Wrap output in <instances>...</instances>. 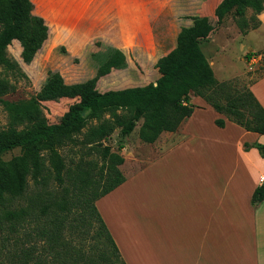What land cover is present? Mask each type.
I'll list each match as a JSON object with an SVG mask.
<instances>
[{"label": "crops", "instance_id": "1", "mask_svg": "<svg viewBox=\"0 0 264 264\" xmlns=\"http://www.w3.org/2000/svg\"><path fill=\"white\" fill-rule=\"evenodd\" d=\"M220 1L62 0L51 12L43 10L45 2L39 6L32 0L34 13L49 27L44 44L52 38L73 54L83 55L96 40L106 44L95 52L105 59L116 51L125 62L160 59L177 46L181 29L199 16L198 37L212 67L216 53L245 39L254 46L243 58L247 67L257 66L264 50V10L257 15L259 27L246 33L236 29L228 37L234 18L229 15L218 24ZM252 13L248 8L247 14ZM220 35L223 42H218ZM121 70L112 67L108 74ZM159 77L160 68L147 84L114 90L145 88ZM252 79L249 88L264 107V73ZM191 102L194 112L180 128L163 132L154 142L155 156L135 172L122 164L126 180L95 204L126 264H264V200L252 203L255 189L264 183V156L253 145L264 144V133L245 129L201 96L192 94ZM219 118L225 119L224 127L216 124ZM103 199L108 206L99 204Z\"/></svg>", "mask_w": 264, "mask_h": 264}, {"label": "trees", "instance_id": "2", "mask_svg": "<svg viewBox=\"0 0 264 264\" xmlns=\"http://www.w3.org/2000/svg\"><path fill=\"white\" fill-rule=\"evenodd\" d=\"M20 3L22 19L0 28V66L18 77L28 79L17 60L8 54V43L12 35L34 38L38 46L49 36V27L43 17L34 13L32 0H0V23L8 21L16 13ZM248 8L253 13L247 17ZM264 10V0H221L215 8L218 24L232 15L242 33L260 26L257 15ZM194 24L183 27L178 35L177 46L169 51L160 63L161 77L156 83L145 88L111 90L105 93H89L76 107L72 108V119L50 125L44 112L42 100H59L85 95L97 85V77L79 87L61 89L52 87L44 97L32 96L29 99L8 100L4 95L15 91L16 86L6 76H0V104L6 110L9 123L0 129V156L15 148L21 153L8 160L0 159V219L9 222L16 234L14 254L19 264H48L41 241L46 242L52 252V264H67V257L75 255L73 264H92L84 249L88 241V231L76 249L71 252L72 241L66 231L78 228L81 224L93 226L97 223L96 234L104 239L116 257L118 264H126L121 257L110 230L100 214L95 199L112 191L126 180L120 166L125 162L120 152L105 142L117 128L122 135H129L142 120L138 134L141 141L154 143L163 132H176L184 120L192 115L196 105L191 95L201 96L216 111L225 114L247 130L264 133V107L249 89H239L232 81H220L202 50V39L198 31L203 17L193 18ZM252 21L254 23L252 24ZM264 58V50L262 52ZM258 53V54H260ZM251 57V55H247ZM125 55L111 53L103 64L100 74H107L112 67H124ZM216 124L225 126V119H216ZM81 145L99 156L108 154L105 178L98 189L90 192L91 181L97 162L91 170L83 169L76 173L73 192L80 197H23L29 180L45 185L49 180L65 182L66 163L60 153L65 145ZM251 145L245 144L246 148ZM256 146L264 156V144ZM90 165V164H89ZM79 180V181H78ZM65 192H68L65 189ZM264 200V183L253 195L252 203L257 205ZM77 206L79 212L73 210ZM53 217L46 227V218ZM78 222V223H77ZM34 223L35 232L28 231ZM80 229H78L79 233ZM34 236L32 245L26 246L22 236ZM45 240V241H44ZM42 242V243H43ZM74 248V247H73Z\"/></svg>", "mask_w": 264, "mask_h": 264}, {"label": "rangeland", "instance_id": "3", "mask_svg": "<svg viewBox=\"0 0 264 264\" xmlns=\"http://www.w3.org/2000/svg\"><path fill=\"white\" fill-rule=\"evenodd\" d=\"M40 6L45 2L43 10H50L56 12L55 9L58 6H62V0H36ZM55 3V4H54ZM20 3L16 4V13L6 22L0 23V28L9 26L14 21L21 20L22 14L20 10ZM38 9V8H37ZM41 7L38 9L41 11ZM48 10V11H49ZM252 14H247L250 18ZM254 21H252V24ZM236 27V28H235ZM239 29L235 20L229 21L226 33L228 37L234 36ZM241 32V31H240ZM220 33V32H219ZM222 34V32L220 33ZM218 35V34H217ZM218 42H223V37L220 35ZM215 44V43H214ZM254 43L245 39L242 43L234 41L226 51L221 50L216 53L214 61V72L216 77L221 81H232L233 84L242 90L249 89V84L252 77L259 76L264 73V58L257 64V66L247 67V61L243 57L245 52L250 49V46H254ZM216 45V44H215ZM96 46H98L96 48ZM217 46V45H216ZM106 44L96 42V40L90 43L88 51L83 55H77L66 49L65 46H61L54 39H50L45 44L38 46L34 38L30 35L27 36H15L12 35L8 43V54L17 60L22 70L28 76V79L24 77H18L14 73L5 70L0 66V76L8 77L12 83L16 86L15 91L7 93L3 98L8 100L29 99L32 96L44 97L52 87H59L61 89H67L70 87H79L81 84L86 83L92 78L97 77V85L94 89H89L85 95H81L75 98H61L59 100H42L44 106V112L48 118L50 125L55 123H63L72 119V108H76L89 93H105L121 86H133L139 83L147 84L150 76L159 71L162 58L155 59L147 58H133L123 67V70L119 72H111L110 74H100L98 71L102 70L103 64L106 59L95 53L98 49L104 51ZM203 45V49L208 56V51ZM216 48V47H215ZM100 51V50H99ZM248 55V54H247ZM250 55V54H249ZM255 55H258L255 52ZM138 59L140 61H137ZM255 63V62H254ZM247 67V68H246ZM245 69V70H244ZM255 74H252L254 73ZM160 76V73H158ZM9 119L6 110L0 104V129L8 126ZM142 120L137 122V126L133 132L129 135H122L120 128H117L110 139L105 143L109 144L113 150L118 151L119 145L123 144L124 148L120 152L124 155L126 162L122 167L125 171H136L141 167L148 158H152L158 152L156 143H146L139 138V128ZM158 143V142H157ZM158 145V144H157ZM65 163V182L59 184L57 180L51 179L45 185L35 184L33 179L29 180V186L23 197H80L79 191L73 192V185L76 183V173L83 169L91 170L94 162H97V169L95 168L94 176L90 185V192L92 194L93 189L100 190L102 181L105 178L107 156H99L94 151H89L88 148L81 145L68 144L60 148ZM21 153L20 148H15L0 156L2 160H8L13 156ZM90 164V165H89ZM121 169V168H120ZM122 171V170H121ZM136 178H132L135 182ZM79 181V180H78ZM65 189L68 192H65ZM143 192H139L142 194ZM153 197V195H152ZM104 200V202H103ZM99 201V204L103 206L105 203L108 206L106 199ZM102 201V202H101ZM79 212L78 207L74 206L73 210ZM53 217L50 215L46 218L45 226H48V222ZM78 223V222H77ZM98 224L93 226H85L81 224L78 228H71L66 231L68 239L73 240L71 252H76V249L80 243V240L84 238V231H88L89 240L84 241V251L90 255L89 259L92 264H118L116 257L112 253L109 246L105 245L104 239L97 236ZM36 227L32 223L28 231L35 232ZM80 229L79 233L77 232ZM16 234L13 231L12 225L0 219V264H19L17 256L14 254L15 247L19 246L15 242ZM22 239L26 242V246H31L34 236H22ZM45 241V240H44ZM39 242L40 246L45 249L43 257H46L52 264V252L46 254V251H50L46 242ZM74 247V248H73ZM75 261V255L67 257V264H73ZM62 264V263H60Z\"/></svg>", "mask_w": 264, "mask_h": 264}, {"label": "built area", "instance_id": "4", "mask_svg": "<svg viewBox=\"0 0 264 264\" xmlns=\"http://www.w3.org/2000/svg\"><path fill=\"white\" fill-rule=\"evenodd\" d=\"M262 180H264V177L262 178Z\"/></svg>", "mask_w": 264, "mask_h": 264}]
</instances>
